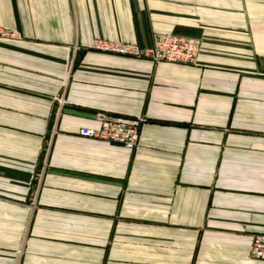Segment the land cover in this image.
Masks as SVG:
<instances>
[{
  "label": "crops",
  "instance_id": "0c3cea01",
  "mask_svg": "<svg viewBox=\"0 0 264 264\" xmlns=\"http://www.w3.org/2000/svg\"><path fill=\"white\" fill-rule=\"evenodd\" d=\"M0 264H264V0H0ZM194 63L103 52L155 34ZM103 112L140 143L80 135Z\"/></svg>",
  "mask_w": 264,
  "mask_h": 264
},
{
  "label": "built area",
  "instance_id": "2783aa9c",
  "mask_svg": "<svg viewBox=\"0 0 264 264\" xmlns=\"http://www.w3.org/2000/svg\"><path fill=\"white\" fill-rule=\"evenodd\" d=\"M0 38L16 39L20 38V34L0 26ZM92 47L103 52L149 58L154 62L194 63L200 52L201 41L197 38L159 33L154 35L152 46L145 49L133 42L106 38H96ZM143 122V117L103 112L100 115L99 127H81L79 133L85 137L115 142L129 149H135L140 143V129ZM251 255L264 258V234H258L253 238Z\"/></svg>",
  "mask_w": 264,
  "mask_h": 264
}]
</instances>
